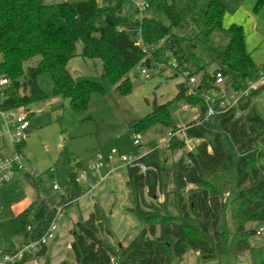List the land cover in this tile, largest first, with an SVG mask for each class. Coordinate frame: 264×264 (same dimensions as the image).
Masks as SVG:
<instances>
[{
    "label": "trees",
    "instance_id": "16d2710c",
    "mask_svg": "<svg viewBox=\"0 0 264 264\" xmlns=\"http://www.w3.org/2000/svg\"><path fill=\"white\" fill-rule=\"evenodd\" d=\"M124 1L100 6L97 0H64L55 5L42 0H0V79L8 81L0 89V110L30 115L26 107L45 99L37 86L42 74L50 77L52 95L67 100L73 112H85L93 93L104 97L101 85L76 82L69 73L67 64L77 56V43L79 57L100 61L101 82L109 83L119 97L130 94L128 74L137 65L147 69L158 65L169 69L172 77L183 78L174 99L154 105L149 115L127 124L133 136L156 126L167 129L172 137L163 152L180 153L167 165L162 153L152 149L126 166L131 206L127 211L136 217L138 230L125 243H116L107 217L95 203L86 220L79 218L72 225L73 264H172L189 251L200 260L231 254L247 255L248 264H264V246H250L255 231L247 227L264 223V118L249 106L248 94L230 110L200 124L191 120L181 129L173 125L169 112L176 102L184 101L202 119L204 95L217 90L213 87L216 72L225 79L234 75L229 83L237 85L238 91L240 83L260 77L264 67L256 68L246 54L240 27L222 28L224 7L219 0H185L179 9L161 0L168 26L125 13ZM262 10L264 0H257L254 11ZM209 65L216 66L211 74L206 72ZM198 75L194 94L187 95L189 78ZM263 89L264 84L250 97ZM184 139L192 142L190 151ZM24 176L34 200L16 215V249L1 254L40 240L53 224L56 208L65 209L85 192L75 173H69L64 194L53 206L41 196L33 176ZM170 200L174 216L167 211ZM44 252L42 247L35 256L26 255L12 264H25Z\"/></svg>",
    "mask_w": 264,
    "mask_h": 264
},
{
    "label": "rangeland",
    "instance_id": "374dc122",
    "mask_svg": "<svg viewBox=\"0 0 264 264\" xmlns=\"http://www.w3.org/2000/svg\"><path fill=\"white\" fill-rule=\"evenodd\" d=\"M63 1L42 0L46 5H55ZM184 1L167 0V3L179 9ZM219 1L224 7L222 28L227 30L231 26L240 27L246 54L256 68L264 67V10L254 11L257 0ZM137 2H146L147 9L135 14ZM97 3L100 6H107L111 4V0H97ZM160 3L161 0H125L122 10L138 19L152 18L168 26ZM214 41L216 43L219 39L215 37ZM80 53L81 45L77 43V56L67 64L69 73L76 82L87 81L101 85L105 96L93 93L85 112H73L67 100L52 95L49 75L38 76L37 86L45 99L26 107L30 114L27 115L29 130L20 151L25 159L24 171L21 174L33 176L34 181L39 185L41 196L49 204L55 206L59 203L69 173H75L76 182L85 192L64 209L61 218L55 220L54 235H58L59 239L46 242L45 254L25 264H36V262L73 264L74 257L69 248L72 240L70 233L72 225L79 218L86 220L95 203L107 217L108 228L114 234L115 242L125 243L128 235H133L139 228L136 217L127 211L131 206L126 188V166L152 149L162 153L160 157L167 165L176 160L180 154L179 151L172 149L163 152L165 148L160 147V140L167 138L169 132L167 129L156 126L135 134L139 142V145H135L127 124L149 115L154 105H163L174 99L177 93L176 86L183 81V78L172 77L169 69L161 70L158 65H152L148 69L137 65L128 74L131 84L130 94L119 97L109 83L101 82L100 61L83 60L79 57ZM150 53L148 50L147 55L150 56ZM215 68V65H209L206 67V72L211 74ZM142 70L146 71V76L142 74ZM199 77V75L195 76L196 81ZM234 78V75L229 74L224 84L216 88L226 89L236 98L247 88L249 106H253L264 118V89L255 97H250L249 94L264 84V69L263 79L258 77L247 84L240 83L241 87L238 91H235L237 85L229 83ZM250 85H253V88H250ZM206 95L217 97V90L211 89ZM169 112L173 125L181 129L196 116L197 109L180 101L171 106ZM0 145L5 154L10 153L5 137L0 138ZM122 158L127 159L128 163L122 162ZM16 176L0 188V254L14 248L19 241L15 220L16 204L21 199H29L25 189L31 190L25 178L20 181ZM53 186H56L58 191H54ZM157 196L161 201L162 197ZM144 199L148 201L146 196ZM167 211L170 215H175L171 200L168 201ZM261 225L262 223L257 224L252 230L257 231ZM227 229L231 230L228 215ZM263 239L264 232L258 236L254 234L250 237L249 244L257 247L262 244ZM16 247L17 245L14 249ZM181 264H248V261L247 255L235 257L231 254L213 260H200L189 251Z\"/></svg>",
    "mask_w": 264,
    "mask_h": 264
},
{
    "label": "built area",
    "instance_id": "2783aa9c",
    "mask_svg": "<svg viewBox=\"0 0 264 264\" xmlns=\"http://www.w3.org/2000/svg\"><path fill=\"white\" fill-rule=\"evenodd\" d=\"M136 9L140 12L147 9L146 2L135 3ZM141 44L140 40H138ZM142 74L146 76V71L142 70ZM260 77L263 79V71H260ZM225 78L220 72H216L214 75L213 87L216 88L224 84ZM197 81L195 77H190L188 80L189 89L187 95L194 94L193 87H195ZM8 81L4 78L0 79V89L7 86ZM253 88V85H250ZM248 89L240 92V96L236 98L229 93L226 89H217V97H209L206 94L203 97V101L206 104V112L202 119L197 115L193 117L192 121H197L198 124L207 121L209 117L217 114L223 113L231 108L235 107L238 100L242 96H247ZM29 130V122L27 114L18 110H0V138L5 137L7 147L10 149L9 154H5L0 145V188L10 182L16 175L21 174L24 171V157L21 154L19 146L24 142L26 135ZM172 135L168 134L167 138H162L160 140V147L163 148L168 143ZM133 143L139 145L138 140L133 136ZM184 144L188 151L191 150L193 144L191 141L184 139ZM6 147V148H7ZM122 162L128 163L125 158L121 159ZM132 163V162H131ZM130 164V163H129ZM54 191H58L56 186H53ZM64 209L62 207H57L55 212V219H59L63 216ZM53 222V224H54ZM51 224L48 231L44 234L40 240L23 245L21 248L16 250L11 254H0V264H12L21 261L24 256L29 255L31 257L38 254V252L45 247V243L48 241H55L56 236L54 235V226ZM264 232V223L255 231V235H261Z\"/></svg>",
    "mask_w": 264,
    "mask_h": 264
},
{
    "label": "crops",
    "instance_id": "0c3cea01",
    "mask_svg": "<svg viewBox=\"0 0 264 264\" xmlns=\"http://www.w3.org/2000/svg\"><path fill=\"white\" fill-rule=\"evenodd\" d=\"M111 3H112V0H111ZM6 145H7V143H6ZM16 177H18V179H20V181L21 180H23L24 178H25V181L27 182V179H26V177L24 176V175H22V174H18ZM31 188V187H30ZM32 190V189H31ZM31 190H28V189H25V192H26V195L28 194L29 195V199H27V198H24V200L23 199H21L19 202H18V204H16L17 206H16V210H15V213H20L21 211H23L33 200H34V192H33V190L31 191ZM257 224H259V223H250V224H248V228L249 229H252V228H254V226H256ZM59 239V236L57 235L56 236V240L55 241H57ZM71 242H72V240H71ZM17 245V244H16ZM15 245V246H16ZM15 246H14V248H15ZM251 246V245H250ZM259 246H264V239H263V241H262V244H260ZM259 246H257V247H259ZM14 248H12L11 250H13ZM69 248H70V246H69ZM10 251V250H9ZM45 252H46V249H45ZM45 252H44V254H45ZM188 253V252H187ZM186 253V254H187ZM194 253V256H196L197 258H198V254L197 253H195V252H193ZM186 254L183 256V258L186 256ZM183 258L181 259V261L180 262H178L177 264H181V262L183 261ZM36 259V258H35ZM34 259V260H35ZM31 261H33V260H31ZM247 261H248V258H247ZM28 262H30V261H28ZM27 263V262H26ZM59 263H61V262H59ZM58 263V264H59ZM36 264H38L37 262H36Z\"/></svg>",
    "mask_w": 264,
    "mask_h": 264
}]
</instances>
